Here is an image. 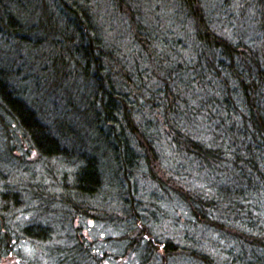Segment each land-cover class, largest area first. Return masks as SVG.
<instances>
[{
    "label": "trees",
    "instance_id": "16d2710c",
    "mask_svg": "<svg viewBox=\"0 0 264 264\" xmlns=\"http://www.w3.org/2000/svg\"><path fill=\"white\" fill-rule=\"evenodd\" d=\"M151 1L110 0L124 20L118 40L99 25L97 0H0V41L15 52L0 63V124L8 132L5 119L14 120L41 161L76 167L71 181L47 167L56 182L28 183L42 216L121 226L136 264H264V0L238 1V19L252 14L249 41L225 32L231 0H170L165 10ZM23 49L28 97L8 70ZM107 178L116 183L112 210L111 193L93 201ZM142 181L154 186L145 200ZM21 195L0 192L6 236L52 239V226L12 224ZM162 202L185 208L200 238L184 234L183 245L163 229L178 219L169 223ZM208 234L223 244H202ZM57 239L58 262L103 264L78 232Z\"/></svg>",
    "mask_w": 264,
    "mask_h": 264
},
{
    "label": "rangeland",
    "instance_id": "374dc122",
    "mask_svg": "<svg viewBox=\"0 0 264 264\" xmlns=\"http://www.w3.org/2000/svg\"><path fill=\"white\" fill-rule=\"evenodd\" d=\"M99 7L97 10L100 24L104 30L110 31V36L117 38L118 35H122L124 20L115 16L111 10L110 0H97ZM147 1V7L152 8L154 3L151 0ZM155 0H153L154 2ZM170 0H164L163 2L155 1L156 4L160 5L163 10L170 7ZM218 3L223 0H217ZM239 0H231L228 4L229 9L232 13L231 24L226 26V34L232 36L235 41L239 39H243L249 41L254 37L253 31L251 27L253 23L251 22V12L246 13L242 20L238 19L240 10L238 8ZM210 2L214 5V0H210ZM24 5V18H28L31 16L30 12L32 11L30 6H27L26 3L21 2ZM225 4V3H224ZM241 21V24L239 23ZM120 40L119 38H117ZM3 44L5 51L0 50V63L3 60L13 62L15 57L14 47H10V45H6L4 41H0ZM1 46V45H0ZM2 47V46H1ZM9 51L8 53H5ZM12 51V52H11ZM27 56V57H26ZM22 61H17L16 65L12 64L8 67V70H11V80L13 83L20 89L25 90V95L27 93L30 94V89L26 90L23 87H27V84H23L24 79L32 73L29 68V63L31 62V58H28V52L26 49L22 50ZM3 64V63H2ZM23 65V67L21 66ZM18 68H22L18 72L16 71ZM17 73L18 75H16ZM24 77V78H23ZM27 92V93H26ZM35 96L36 94L33 93ZM28 97V96H27ZM5 122L8 127V132H5L4 125L0 124V147L1 154L3 158L2 166L5 172V177L0 181V192L11 193L12 191L20 192V199L23 201V204L20 208L15 212V216L13 217L12 224L14 226H20L19 228H24L32 223H40L44 226H52L53 238L47 241L38 240L32 237H26L23 234L17 235L14 232H9V237L6 236V228L2 225V221L0 224V264H17L20 263H28V264H62L57 261V257L53 256V251L58 244V235H68L72 232L79 233L84 240H86L87 245L91 250H95V252L103 257V264H136V259L139 260L138 256L135 253L126 251L125 244L120 242V237L123 235V231L121 230V226H113L108 224L105 221L100 219L90 217V218H76L69 222L67 219L64 221L58 222V217L53 221V215L48 213L45 217L40 214V209H38V202L34 200L33 194H35V190L32 187L28 186L30 184L42 183L47 187L52 181H55L57 177L58 180L61 176L67 174L69 181L72 180V175L75 170V166L65 164L58 160H45L41 161L38 153L33 149L31 143L27 140L25 135L20 131L17 127L14 120L10 118H6ZM9 148V149H8ZM49 167L54 168L55 173L54 176L50 177L46 171V168ZM106 189L103 191L102 197L98 196L93 201L95 205L99 200L106 195H111L108 197V202L106 206L108 209L112 210L116 207V197L114 198L113 193L116 192V183L112 181L110 178L106 179ZM115 187V188H114ZM154 189V186L147 182L142 181L140 184L141 195L144 197L143 200L147 199L150 195L151 191ZM30 190V192H29ZM57 190V189H56ZM32 198V199H31ZM19 199V198H18ZM162 198L160 197V200ZM164 199V198H163ZM165 202V201H164ZM162 202L163 207H168L167 213L170 216L169 223L173 221V219H178L176 227L171 228L168 227V224L165 222L163 229L170 230L175 239L179 242L183 241L184 234L189 239V236L195 235L200 238V232L192 227L187 226V214L185 208L176 204H164ZM161 204V206H162ZM55 206V205H54ZM56 207V206H55ZM63 213L60 214V216ZM95 216H99L98 210L93 214ZM161 216L162 213H161ZM63 218V217H62ZM164 218V217H163ZM166 220V219H165ZM175 222V221H173ZM19 229L18 227H16ZM2 232V233H1ZM11 235V236H10ZM214 238L216 242L223 244L222 241L218 240V237H214L213 235H206L204 240L200 242L207 243V247L212 243L211 239ZM2 239H4L2 241ZM213 240V239H212ZM211 241V242H210ZM3 243V244H2ZM66 243V242H65ZM185 245V242H182ZM220 244V245H221ZM7 247V249H6ZM216 248H218L215 245ZM4 249V250H3ZM56 253V252H55ZM171 264H194L190 260L179 257L171 260Z\"/></svg>",
    "mask_w": 264,
    "mask_h": 264
},
{
    "label": "bare ground",
    "instance_id": "6f19581e",
    "mask_svg": "<svg viewBox=\"0 0 264 264\" xmlns=\"http://www.w3.org/2000/svg\"><path fill=\"white\" fill-rule=\"evenodd\" d=\"M24 236L28 237V236H27V235H25V234H24ZM29 238H30V237H29ZM17 264H22V263L18 262ZM24 264H28V263H24Z\"/></svg>",
    "mask_w": 264,
    "mask_h": 264
}]
</instances>
